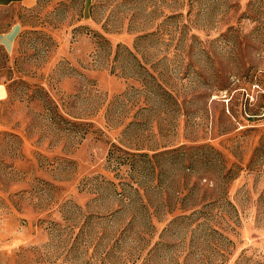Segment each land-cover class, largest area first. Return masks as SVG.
Masks as SVG:
<instances>
[{"label":"rangeland","instance_id":"374dc122","mask_svg":"<svg viewBox=\"0 0 264 264\" xmlns=\"http://www.w3.org/2000/svg\"><path fill=\"white\" fill-rule=\"evenodd\" d=\"M10 17L0 264H264V0Z\"/></svg>","mask_w":264,"mask_h":264},{"label":"crops","instance_id":"0c3cea01","mask_svg":"<svg viewBox=\"0 0 264 264\" xmlns=\"http://www.w3.org/2000/svg\"><path fill=\"white\" fill-rule=\"evenodd\" d=\"M37 0H0V11L12 10L22 5H29ZM0 23V52L12 53L22 34V24L17 17H10ZM9 96L8 88L0 82V103Z\"/></svg>","mask_w":264,"mask_h":264},{"label":"trees","instance_id":"16d2710c","mask_svg":"<svg viewBox=\"0 0 264 264\" xmlns=\"http://www.w3.org/2000/svg\"><path fill=\"white\" fill-rule=\"evenodd\" d=\"M263 138H264V136L262 137V142H264Z\"/></svg>","mask_w":264,"mask_h":264}]
</instances>
